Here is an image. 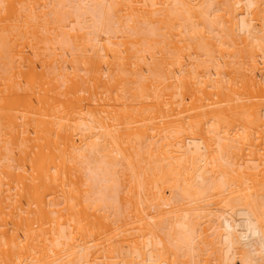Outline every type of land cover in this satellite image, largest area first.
<instances>
[{"label":"bare ground","instance_id":"bare-ground-1","mask_svg":"<svg viewBox=\"0 0 264 264\" xmlns=\"http://www.w3.org/2000/svg\"><path fill=\"white\" fill-rule=\"evenodd\" d=\"M0 264H264V0H0Z\"/></svg>","mask_w":264,"mask_h":264}]
</instances>
